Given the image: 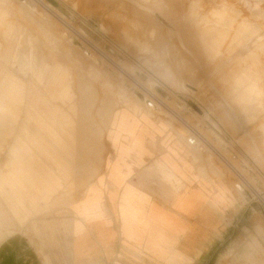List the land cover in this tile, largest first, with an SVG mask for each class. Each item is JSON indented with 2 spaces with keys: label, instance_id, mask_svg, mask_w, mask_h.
I'll return each instance as SVG.
<instances>
[{
  "label": "rangeland",
  "instance_id": "1",
  "mask_svg": "<svg viewBox=\"0 0 264 264\" xmlns=\"http://www.w3.org/2000/svg\"><path fill=\"white\" fill-rule=\"evenodd\" d=\"M217 11L224 13L227 26L215 24ZM29 52L35 67L41 61L44 74L90 85L87 93L93 100L85 113L78 108L74 120L89 137L95 127L101 135L74 175L91 173L89 182L96 180L115 149L118 159L107 164L109 177L120 183L123 156L145 153L146 136L154 142L153 132L162 135L170 129L173 143L186 146L201 170L190 176L198 186L189 189L191 181L184 183L168 170L167 158L156 161L162 179L177 192L174 205L192 212L195 202L211 197L226 202L228 210L205 236L201 252L163 253L164 231L178 224L155 210L149 228L156 236L148 237L155 262L149 253H92L89 258L77 252V238L75 251L71 249L69 234L71 226L75 236L81 234L84 223L102 229L98 185L76 206L73 223L68 204L77 193L69 199L62 189L46 201L37 199L35 212L20 223L0 193V218L10 221L3 226L8 221L0 219V246L12 240L36 251L28 256L40 258L41 264H264V101L241 107L232 92L233 81L246 73L264 88V0H0V71H10L29 85L33 73L19 67ZM104 109L108 138L100 116ZM21 121L19 117L10 138L0 134V177L10 169L9 144ZM157 176L161 179L159 172ZM135 195L124 190L123 219L131 208L135 212L130 204ZM22 201L30 206L28 199ZM49 221L55 223L53 234L45 226Z\"/></svg>",
  "mask_w": 264,
  "mask_h": 264
},
{
  "label": "crops",
  "instance_id": "2",
  "mask_svg": "<svg viewBox=\"0 0 264 264\" xmlns=\"http://www.w3.org/2000/svg\"><path fill=\"white\" fill-rule=\"evenodd\" d=\"M216 14L215 24L227 26L228 20L224 13L217 11ZM202 20L205 23L210 21L207 18ZM32 60L33 55L29 52L19 63L21 70H30L33 73L34 80L29 85L10 71H0V125H4L0 128V134L3 133L4 140L15 133V124L19 117H22L16 137L9 144L10 169L0 177V193L10 202L9 211L16 215L17 222L20 223L27 215L35 212L34 201L37 199L46 201L53 192L66 189L63 194L67 198H75L76 193L78 196L73 203L68 204L73 214L71 221L73 223L76 218L73 211L78 204L84 203L85 195L89 194L96 184L102 191L100 202L103 209L100 219L102 229L98 231L83 222V232L75 236L71 226L69 234L71 249L74 250L77 238V252L88 254L89 258L92 253H149L150 260L155 262L149 251L148 237L156 236L149 228L151 223L149 216L156 210L165 213L178 224L173 231H164L163 242L160 244L164 248L163 253L201 252L205 236L215 228L214 226L219 225V221L223 219V212L226 213L228 210L227 203L213 202L211 197H206L195 202L197 207L192 212L178 209L174 205L177 192L171 184L162 179L160 171L155 166L156 161L167 158L165 164L168 170L184 183L187 179L191 181L190 176L201 170H198L197 164L190 160L191 153L189 154L186 146L184 147L181 142L179 145L173 143V133L170 129H164L162 135L152 133L154 142H151L148 136L144 138L145 153L138 155L130 151L118 162V172L122 177L120 183L109 177L110 165L107 164L108 162L112 164L118 159V152L115 149L112 159L105 158V172L96 180L89 182L91 173L74 175L76 166L80 165V159L86 151L95 149L96 139L101 135L98 127H95L89 130L91 134L89 137L84 128L77 125L74 120L78 115V108L85 113V107L93 100L87 93L90 85L67 83L65 78H61L62 74L53 72L48 74L46 71L44 74L41 61L35 67ZM246 76L252 75L246 73ZM105 102L106 99L104 105ZM100 116L107 126L108 138L110 123L107 121L105 109ZM81 119L82 117L79 121ZM157 139L160 140L157 142ZM119 141L126 143L123 137L119 138ZM158 147L161 151L157 154L155 150H159ZM171 164H175V168H172ZM158 172L161 179H158ZM98 179H101V184ZM4 184L8 189L3 191ZM197 186L196 180L186 185L189 189ZM77 188L80 191H76ZM126 188H130L136 194L130 202L135 207V212L131 208L128 218L123 219L122 195ZM112 192H115V195L110 197L109 193ZM24 198L28 199L30 206L26 207L22 203ZM0 219L8 221L2 222L3 226L10 223L8 218ZM140 221H149V224L142 225ZM45 226L50 228L53 234L55 223L49 221ZM219 234L225 235L223 230H220ZM53 238L52 236V245L55 244ZM17 246L12 240L1 244L0 264H41L40 258L33 259L28 256L30 253L35 256L36 251L28 252L25 248H20L21 245Z\"/></svg>",
  "mask_w": 264,
  "mask_h": 264
},
{
  "label": "clouds",
  "instance_id": "3",
  "mask_svg": "<svg viewBox=\"0 0 264 264\" xmlns=\"http://www.w3.org/2000/svg\"><path fill=\"white\" fill-rule=\"evenodd\" d=\"M233 99L241 107H252L264 101V88L252 76L237 77L232 84Z\"/></svg>",
  "mask_w": 264,
  "mask_h": 264
}]
</instances>
